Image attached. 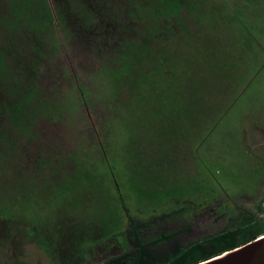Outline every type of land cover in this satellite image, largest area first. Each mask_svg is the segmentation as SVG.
Masks as SVG:
<instances>
[{
  "label": "trees",
  "instance_id": "16d2710c",
  "mask_svg": "<svg viewBox=\"0 0 264 264\" xmlns=\"http://www.w3.org/2000/svg\"><path fill=\"white\" fill-rule=\"evenodd\" d=\"M224 1L225 5L212 0H0L1 186L14 184L26 190L30 186L48 198V207L68 210L72 216L69 232L66 225L54 222L60 216L45 225L27 223L26 214L20 212L23 205L15 199L6 205L0 197V233L5 237L0 241L39 233L48 239L40 245L57 264H86L101 250L110 254L98 256L99 264H196L264 235V197L253 207L228 200L219 181L223 168L202 150L216 124V110L222 109L196 80L193 59L203 52L206 75L216 72V77L224 70L226 78H233L237 62L218 50L217 23L234 22L249 39L247 52L257 68L248 71L244 85L264 73V0L250 30L242 18L249 6L257 7L256 0L231 5ZM258 17H263L261 23ZM57 27L65 41L79 44L78 51L85 48L100 56L97 72L112 93L100 100L107 111L104 134L109 141L97 144L96 155L83 146L67 151L49 142L32 146L33 155L21 152L26 143L33 144L50 129L40 127L43 121L63 119L64 110L71 114L78 107L76 100L63 101L60 93L46 86V76H51L46 59L48 53L52 58L57 55L60 43L55 38ZM111 34L113 40L100 46ZM190 42L197 45L186 51ZM52 92L57 98L49 96ZM242 93L244 89L238 88L234 95ZM81 94L89 105V91L82 89ZM226 112L223 109L222 114ZM86 155L101 159L99 169L108 179L103 210L89 212L85 202L90 200L82 201L89 191L85 183L95 175L84 160ZM29 158L31 163L23 167L21 160ZM186 159L188 166L181 164ZM90 166L95 168L93 163ZM13 173L34 183L27 186L8 179ZM212 202L219 205L215 214L226 220L219 230L181 243L178 235L184 227L166 228ZM13 221L21 227L2 228ZM191 228L187 224L185 229ZM66 233L60 254L53 238ZM111 243L120 245L121 251L111 254Z\"/></svg>",
  "mask_w": 264,
  "mask_h": 264
},
{
  "label": "rangeland",
  "instance_id": "374dc122",
  "mask_svg": "<svg viewBox=\"0 0 264 264\" xmlns=\"http://www.w3.org/2000/svg\"><path fill=\"white\" fill-rule=\"evenodd\" d=\"M50 1L53 2V0ZM212 1H219L225 5L224 0ZM232 1L242 2L243 0H227V3L230 2L231 5ZM262 1L256 0L257 7L252 5L248 7V11L242 18L246 28L249 29V26L255 23V16L253 15L261 9ZM256 21L261 23L263 17H258ZM56 29L55 38L60 43L57 47V55L55 54L52 58L48 53L46 59L45 66L51 73L50 77L46 76V86L49 90L60 93V99L63 101L66 97L76 100L78 107L75 113L72 112L71 114V111L64 110L63 113H67V118L56 119L51 122L48 120L43 121L40 127H50V129L45 130V134L33 140V144L26 143L21 152L33 155L32 146L35 148L40 144L45 145L49 142L55 146H62L67 151H73L83 146L88 150H92L96 155L97 144L104 141V139L109 141L104 134L107 111L100 100H103L104 97L110 98L109 96H112V93L106 78L100 72H97L101 65L100 56L96 57L88 51H83L85 48L81 52L78 51L75 46L79 44L65 41L63 31L59 27ZM262 30L256 29L260 33H262ZM214 32H217L218 35L216 36L219 42L217 43L218 50L227 53V59L238 63L235 62V67L232 69L233 78H226L224 74L227 72L224 70L219 71V74H221L219 76L214 77L216 72L207 76L205 60L202 59L203 52L195 54L193 59V64H195L193 68L196 70L195 78L203 84L209 98L213 99L216 105H219L222 109L221 113L216 110V124L211 130V134H208V139L202 150L211 153L212 160H215L223 168L219 181L223 186L222 192L228 196V200L231 202L236 200L238 203L253 207L257 201L264 197V166L262 165V162L264 163V73L256 79H250L244 85L248 71L257 68L255 65L257 61H253V55L248 53L249 39L243 34L241 27L231 21L217 23ZM109 37L110 40H108ZM109 37L99 45L104 46L107 42H111L113 40L112 34ZM119 37L121 38V32ZM196 45V43L190 42L185 50L192 51ZM24 50L28 51L26 48ZM213 59L214 56L211 60ZM177 65L181 66V63L179 62ZM183 67H187V65L184 64ZM238 88L244 89V93L234 95ZM82 89L90 93L89 105L85 100H82L84 98L81 94ZM54 94L53 92L49 93V96L53 95L57 98ZM234 99L235 101H233ZM205 105H207L206 101L202 100L201 106L205 108ZM223 109L227 110L224 115L222 114ZM101 123L104 128L100 125ZM110 149L112 153L117 154V149L114 146H110ZM95 155H86L84 158L89 170L95 174L90 182L86 181L85 185L89 191H85L82 199V201L90 200V202H85L89 212L103 210L106 207L105 200L107 198L105 186L108 185V179H106L101 168L99 169L101 159ZM21 161L23 167L31 163L30 158ZM91 163L95 165V168L90 166ZM181 164L188 166V159L183 160ZM259 174L261 175L258 176ZM8 179H12V181L18 179V182L23 181L27 186L34 183L30 177L26 175L18 177L16 173L10 175ZM0 180L2 181L0 182L1 201H4L7 205L11 204V199H15L20 205H23L20 212L26 214L25 220L27 223L34 220L37 222L36 224L45 225L48 219L57 216L64 219L63 216L68 218L67 224H62L66 225V232L72 231L70 220L72 216L68 210L62 211L59 207L52 206L53 209L48 207V198L38 194L39 191L33 190L30 186V190H26L24 187L17 188L14 184L3 188L1 186L3 183L1 174ZM3 193L8 195L6 200L2 197ZM218 206V203L212 202L203 209H193L188 220H180L176 225L167 224L166 228L184 227L183 232L178 235V240L181 243H187L213 233L226 225V220L215 214ZM2 208L4 207L1 206ZM17 209L18 207L13 210L17 212ZM120 209L118 210L120 211ZM61 211L62 213L59 214ZM52 213L59 215H52ZM27 223L25 224L27 225ZM187 224L192 227L190 231L185 229ZM20 227L15 221L2 224L5 231H13ZM67 234L69 235V233H66L64 236ZM1 237L2 234L0 233ZM15 237V241H7V239L6 241H0V264H57L54 261V256L40 245V241L45 236L36 233L35 236ZM3 238L5 239V237L1 239ZM108 248L112 250L111 254L121 251L120 245L113 246L112 243ZM108 254H104L101 250L100 254L97 255L103 258ZM98 256L96 258L92 256L88 264H99L97 262Z\"/></svg>",
  "mask_w": 264,
  "mask_h": 264
},
{
  "label": "water",
  "instance_id": "95a60500",
  "mask_svg": "<svg viewBox=\"0 0 264 264\" xmlns=\"http://www.w3.org/2000/svg\"><path fill=\"white\" fill-rule=\"evenodd\" d=\"M264 237L224 252L196 264H264Z\"/></svg>",
  "mask_w": 264,
  "mask_h": 264
},
{
  "label": "flooded vegetation",
  "instance_id": "af4514ba",
  "mask_svg": "<svg viewBox=\"0 0 264 264\" xmlns=\"http://www.w3.org/2000/svg\"><path fill=\"white\" fill-rule=\"evenodd\" d=\"M62 218H64V219H57V220H55L54 222H56V223H59V224H67L66 222H67V220H68V218H66V217H63L62 216ZM65 220V221H64ZM41 232H43V233H51V232H49V231H47V230H44V229H42L41 228V230H40ZM65 235V234H64ZM64 235H62L61 237H59V236H55V238H53V240L55 241V243H56V246H57V250L59 251V253L60 254H62L61 252H63L65 249H63L62 247H63V245H65L66 243H67V237H68V234L66 235V236H64ZM52 239V238H51ZM59 239H61V241H63V243L62 242H60V240ZM48 239L46 238L45 239V241H47ZM58 244H60V245H58ZM86 264H88V263H86Z\"/></svg>",
  "mask_w": 264,
  "mask_h": 264
},
{
  "label": "snow or ice",
  "instance_id": "6c2138e0",
  "mask_svg": "<svg viewBox=\"0 0 264 264\" xmlns=\"http://www.w3.org/2000/svg\"><path fill=\"white\" fill-rule=\"evenodd\" d=\"M259 239H264V237H260Z\"/></svg>",
  "mask_w": 264,
  "mask_h": 264
}]
</instances>
